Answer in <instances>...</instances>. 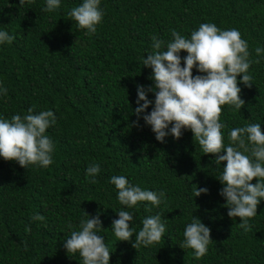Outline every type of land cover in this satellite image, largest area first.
Segmentation results:
<instances>
[{"label": "trees", "instance_id": "trees-1", "mask_svg": "<svg viewBox=\"0 0 264 264\" xmlns=\"http://www.w3.org/2000/svg\"><path fill=\"white\" fill-rule=\"evenodd\" d=\"M82 2L61 0L49 13L43 11L46 0H26L23 6L0 0V30L15 37L0 44V85L7 89L0 95V119L26 115L29 108L33 114L51 110L56 117L46 130L55 144L50 166L24 169L0 158V264H82L63 243L79 230L84 213H99L98 234L111 252L109 264H264V200L245 232L239 218L227 216L219 195L224 164L217 167L190 130L160 143L142 119L132 126L137 85H153L152 70L143 65L153 52L152 37L167 43L176 30L190 38L201 24L214 23L221 30L237 29L248 42L250 59L260 61L249 69L253 86L238 84L245 101L240 112L222 106L224 143L232 128L246 124L260 123L264 134V53H255L264 48V0H101L104 17L91 36L68 16ZM186 55L180 53L181 67ZM195 75L200 73L194 68ZM148 99L154 101V94ZM93 164L101 168L95 184L86 180ZM119 175L142 190L164 192V202L121 205L110 183ZM195 186L208 193L194 197ZM121 210L133 215L136 232L143 219L160 214L166 226L161 242L134 249L136 233L132 241H118L111 225ZM37 214L45 220H33ZM193 216L211 229L213 241L199 260L192 249L179 247Z\"/></svg>", "mask_w": 264, "mask_h": 264}, {"label": "clouds", "instance_id": "clouds-1", "mask_svg": "<svg viewBox=\"0 0 264 264\" xmlns=\"http://www.w3.org/2000/svg\"><path fill=\"white\" fill-rule=\"evenodd\" d=\"M25 2L19 0V5L23 6ZM27 2L33 3L34 0ZM60 4L61 0H46L43 11L51 13L58 10ZM100 4L101 0H83L68 12L71 21L84 30L86 36L95 35L103 20L104 11ZM171 36L172 40L167 43L152 37L153 52L143 58V65L151 68L153 85L147 88L137 85V107L133 113L137 119L132 126L138 127L142 119L160 143H164L169 135L178 140L184 131L190 130L203 153L214 156L213 163L217 167L224 164L218 178L223 185L219 195L226 201L227 216L239 218L238 226L249 232V221L257 215L258 204L264 200V134L260 123L234 127L228 133L226 146L222 133L225 124L220 120L222 106L227 105L239 112L244 107L238 84L253 86L249 69L252 63L260 61L250 59L248 42L235 28L221 30L214 23H203L198 30L191 32L190 38L176 30H171ZM14 38L6 30H0V44H11ZM162 47L166 50H161ZM181 52L187 53L183 57V67ZM255 53L259 57L264 48L256 47ZM194 68L200 75L193 76ZM237 77L242 79L238 81ZM148 93L154 94V101L148 99ZM0 95H7V89L2 85ZM150 105H153L152 110L146 113ZM33 111L29 108L26 115L0 119V158L6 162L14 161L24 169L29 166L47 168L53 163L55 151L53 140L46 135V130L56 123L54 113L42 110L33 114ZM100 172L99 164L89 166L86 180L97 183L96 176ZM253 179L257 181L255 184L251 183ZM110 183L117 190L119 203L127 208H134L141 202L159 207L165 200L164 192L142 190L124 175L112 176ZM207 193V188L194 187V197ZM84 215L79 230H72L63 243L66 253H78L82 264H109L111 252L104 237L98 234L102 231L99 213L92 217ZM117 215L111 230L122 242L132 241L136 233L132 242L134 249L158 244L164 237L166 226L160 214L143 219L138 232L132 226L134 217L129 211L121 210ZM32 219L44 221L45 217L37 214ZM67 227L72 229L73 225L69 223ZM25 231L30 232V226ZM183 236V244L179 247L192 249L197 260L207 254L213 242L211 229L194 216Z\"/></svg>", "mask_w": 264, "mask_h": 264}]
</instances>
